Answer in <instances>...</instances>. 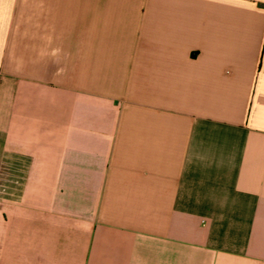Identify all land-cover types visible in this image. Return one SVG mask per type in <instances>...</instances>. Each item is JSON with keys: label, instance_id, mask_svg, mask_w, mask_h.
Returning a JSON list of instances; mask_svg holds the SVG:
<instances>
[{"label": "crops", "instance_id": "crops-1", "mask_svg": "<svg viewBox=\"0 0 264 264\" xmlns=\"http://www.w3.org/2000/svg\"><path fill=\"white\" fill-rule=\"evenodd\" d=\"M21 3L0 264H264V0Z\"/></svg>", "mask_w": 264, "mask_h": 264}, {"label": "rangeland", "instance_id": "rangeland-1", "mask_svg": "<svg viewBox=\"0 0 264 264\" xmlns=\"http://www.w3.org/2000/svg\"><path fill=\"white\" fill-rule=\"evenodd\" d=\"M6 2V1H5ZM19 2H22L21 4H20V6L19 5H17L18 6V11H19V13L22 15V14H24V13H26V14H24L23 16H20L19 17V19L18 20H14L15 22H17V23H21V22H24V23H26L27 25H29L30 24V22H34L33 20H29V17H27V13H28V6H29V4L27 3V0H19ZM6 5H5V7H6V9H5V11H7V10H9V9H7V8H10L11 7V5L10 4H8V3H5ZM11 11V10H10ZM1 12H3V11H1ZM5 14H6V12H5ZM25 18V19H24ZM7 22V21H6ZM9 22H12V20L11 21H9ZM7 24V23H6ZM11 26H12V24H11ZM5 166L4 165H1V167H0V196H2V195H5V196H12V189H13V187H12V181H10V180H7V179H4V178H2V171H3V168H4Z\"/></svg>", "mask_w": 264, "mask_h": 264}]
</instances>
